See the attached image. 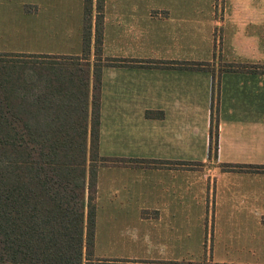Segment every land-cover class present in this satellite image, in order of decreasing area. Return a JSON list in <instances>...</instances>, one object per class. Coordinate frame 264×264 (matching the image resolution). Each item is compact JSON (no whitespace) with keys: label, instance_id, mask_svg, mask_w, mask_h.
Masks as SVG:
<instances>
[{"label":"crops","instance_id":"crops-1","mask_svg":"<svg viewBox=\"0 0 264 264\" xmlns=\"http://www.w3.org/2000/svg\"><path fill=\"white\" fill-rule=\"evenodd\" d=\"M49 1L51 12L61 9L67 22L81 12L82 1L80 6ZM187 1L104 0L96 56L92 0L87 54L83 29L78 35L81 52L58 41L56 51H48L52 54H36L77 58L86 62V70L75 63L64 72H28L22 88L29 91L22 90V95L28 93L22 102L57 107L70 98L75 108H84L89 150L95 74L99 76L97 155L130 162L100 163L96 169L93 256L94 246L107 243L103 235L117 236L116 229L146 231L158 243L165 240L156 244L158 253H179L185 232L192 231L188 218L200 221L212 207L216 229L253 238L256 246L249 253L258 259H214L216 264H264V256L257 254L264 250L257 248L264 246V171L248 169L264 166V0H207L205 6ZM82 16L81 28L84 0ZM216 26L222 28L224 52L220 57L198 53L193 45L202 41L210 47ZM185 62L206 65L186 67ZM215 106L216 147L211 139ZM141 160L156 163L137 162ZM85 232L86 221L84 237ZM137 237L112 242L131 250ZM91 264L142 263L94 259ZM145 264L180 263L166 258Z\"/></svg>","mask_w":264,"mask_h":264},{"label":"trees","instance_id":"trees-1","mask_svg":"<svg viewBox=\"0 0 264 264\" xmlns=\"http://www.w3.org/2000/svg\"><path fill=\"white\" fill-rule=\"evenodd\" d=\"M95 3L94 53L98 56L104 0H96ZM91 7L92 0H84V54L89 50ZM27 58L53 61L44 55L0 53V264H91L96 169L100 163L126 164L130 160L97 155V73L90 149L87 150L84 108H75L70 104V98L63 106L48 104L36 108L32 104L26 107L22 98H27L28 93L22 95L21 92H28L29 88L24 86L20 90L14 88L17 92L10 94L8 85L14 74L20 78L19 87H22L26 81L24 76L28 74L26 70L34 74L40 72L39 68H16L21 59L32 66L33 63L25 60ZM4 59L12 62L7 63ZM184 65L199 68L206 64L185 62ZM9 66L17 70L4 69ZM235 68L231 66L228 69ZM31 95L32 101L35 100L34 92ZM215 113L214 109L211 139L216 147ZM131 162L136 163L134 160ZM137 162L146 165L156 163L148 160ZM248 169L264 171V166L249 165Z\"/></svg>","mask_w":264,"mask_h":264},{"label":"rangeland","instance_id":"rangeland-1","mask_svg":"<svg viewBox=\"0 0 264 264\" xmlns=\"http://www.w3.org/2000/svg\"><path fill=\"white\" fill-rule=\"evenodd\" d=\"M58 1L62 2L63 0ZM81 1V12H77L75 17H71L69 22H67L66 15L63 16L60 13L61 9H59L56 15L52 13L53 9L49 6V0H0V53L52 54L48 51H56L59 44L58 41H63V44L67 43L68 46L64 47H70L73 52H81L82 45L78 43L80 40L78 35L79 31L83 29L81 28L83 26V0H68L69 4H79V6ZM187 3H199L202 6L208 4L207 0H188ZM60 7L62 5H59ZM200 15V13H197V18ZM42 17L48 20L42 21ZM190 22L191 19L188 16L187 23L190 24ZM190 26L193 28L195 24ZM221 29L219 26H216V29L214 28L216 33H212L210 47H207L206 43L198 41L193 45V48H197L198 53L205 54L208 52L212 56L220 57L225 48L221 40ZM4 60L7 63L12 62L9 59ZM25 60L30 64L33 63L32 66L21 59V64L17 63L16 68H39L40 71L52 69L55 72L56 69H60L61 72H64L74 67L75 63L81 64L84 70L87 68L86 62H79L77 58H64L63 60L56 59L53 61L46 59L29 60V58ZM16 68L9 66L4 69L14 70ZM28 72L31 73V70H26V73ZM13 76L14 78L10 79L8 85V89L12 95L17 92L14 88H19V90L22 88L19 87L20 78L15 74ZM214 109L217 111L216 106L213 107V112ZM212 210L213 208L209 207L206 217H203L200 221L188 218L186 224L192 227V231L185 232V243L179 253H158V246L160 247L161 242L165 243V240L161 238L159 239L160 243H158L146 231L127 233L121 229H116L117 236L111 234L103 235L107 243H98L97 246H94V256L92 254L91 258L92 260L105 259L114 263L140 262L142 264H145L149 259L164 260L166 258L171 260L177 259L180 264H216L217 261L228 263L234 262L237 259L243 260L244 257L250 261H258L257 258H253L254 254L249 253L256 246L253 238L244 233H236L232 236L231 233L225 230L216 229V221L213 220ZM136 236H138L134 240L136 246L131 250L121 245L116 246L112 242L116 238H135ZM262 238L264 239V234ZM257 248L264 249V246ZM257 254L264 256V250H261L260 253L257 252Z\"/></svg>","mask_w":264,"mask_h":264}]
</instances>
